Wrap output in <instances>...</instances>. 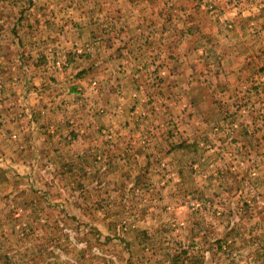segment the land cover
Segmentation results:
<instances>
[{
    "label": "rangeland",
    "instance_id": "obj_1",
    "mask_svg": "<svg viewBox=\"0 0 264 264\" xmlns=\"http://www.w3.org/2000/svg\"><path fill=\"white\" fill-rule=\"evenodd\" d=\"M2 90L77 152L0 153V264H264V0H0Z\"/></svg>",
    "mask_w": 264,
    "mask_h": 264
},
{
    "label": "crops",
    "instance_id": "obj_2",
    "mask_svg": "<svg viewBox=\"0 0 264 264\" xmlns=\"http://www.w3.org/2000/svg\"><path fill=\"white\" fill-rule=\"evenodd\" d=\"M10 85L12 88L14 86L15 88L18 87V83L12 82ZM26 91L27 88L17 93H25ZM43 91L47 94L45 90H42V93ZM9 92L10 96L14 97L11 94V90ZM42 93H39L40 99L46 97V94ZM15 98L18 100L23 97L15 96ZM11 101L14 102V100L8 96L7 90L0 91V105L6 108L8 102ZM49 104L48 108L40 110L39 116H42L40 119L35 118V115L30 118H21L20 116H16V119H12L11 117L5 118L3 109L0 106V153L5 152L4 155L6 157L10 156V158H13L26 151L35 158L38 157V155L44 158L51 153L57 154V156L60 157L62 151L68 148L70 150L73 148V151L77 152V145L72 139V135H68L63 129L64 122L59 120L62 119L61 116H55L54 118L46 117V113L50 110ZM15 105L14 102V107ZM31 111L34 112V109H31ZM71 127L72 126L69 127L70 131Z\"/></svg>",
    "mask_w": 264,
    "mask_h": 264
},
{
    "label": "trees",
    "instance_id": "obj_3",
    "mask_svg": "<svg viewBox=\"0 0 264 264\" xmlns=\"http://www.w3.org/2000/svg\"><path fill=\"white\" fill-rule=\"evenodd\" d=\"M218 242H219V240H218ZM174 258H175V261H177V259L176 258H178V256H173ZM173 264H175L174 262H173Z\"/></svg>",
    "mask_w": 264,
    "mask_h": 264
}]
</instances>
